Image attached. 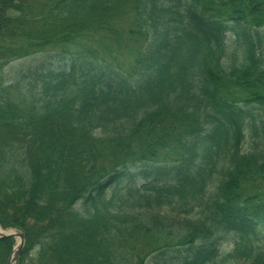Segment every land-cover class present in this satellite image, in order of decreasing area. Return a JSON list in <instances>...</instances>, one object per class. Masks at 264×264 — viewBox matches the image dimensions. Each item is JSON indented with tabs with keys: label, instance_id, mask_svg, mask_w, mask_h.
Segmentation results:
<instances>
[{
	"label": "trees",
	"instance_id": "16d2710c",
	"mask_svg": "<svg viewBox=\"0 0 264 264\" xmlns=\"http://www.w3.org/2000/svg\"><path fill=\"white\" fill-rule=\"evenodd\" d=\"M0 226L15 264H264V0H0Z\"/></svg>",
	"mask_w": 264,
	"mask_h": 264
},
{
	"label": "rangeland",
	"instance_id": "374dc122",
	"mask_svg": "<svg viewBox=\"0 0 264 264\" xmlns=\"http://www.w3.org/2000/svg\"><path fill=\"white\" fill-rule=\"evenodd\" d=\"M46 56H49L50 58L53 59L54 52H46V53H43V54H41V55H36L35 57H37V60H39V59H41L42 57L46 58ZM28 60L31 61L32 58H31V59H27L26 61H28ZM11 68H12L11 65L8 66V67L5 69V73L8 74L9 71H10V73H11ZM249 147H250V146H249L248 144H246V145L244 146L245 149H249ZM0 227H1V226H0ZM1 230H2V232H4V233H8V232H11V233H21L20 231L12 230V229H10V230H5V229H3L2 227H1ZM15 240H16V243L19 244V239L17 238V239H15ZM231 241H232V239H231ZM220 250H221L225 255L230 254V253L232 252V250H233V243L230 242V241H228V242H224V244L221 246ZM152 260H153V257L150 258L149 261H152Z\"/></svg>",
	"mask_w": 264,
	"mask_h": 264
},
{
	"label": "water",
	"instance_id": "95a60500",
	"mask_svg": "<svg viewBox=\"0 0 264 264\" xmlns=\"http://www.w3.org/2000/svg\"><path fill=\"white\" fill-rule=\"evenodd\" d=\"M1 229V227H0ZM0 237H12V238H15V239H19V244L17 245V247L15 248L12 256L9 258L7 264H15L19 258V256L21 255V252L24 248V245H25V237L22 233H11V232H8V233H4V232H1L0 233Z\"/></svg>",
	"mask_w": 264,
	"mask_h": 264
},
{
	"label": "bare ground",
	"instance_id": "6f19581e",
	"mask_svg": "<svg viewBox=\"0 0 264 264\" xmlns=\"http://www.w3.org/2000/svg\"><path fill=\"white\" fill-rule=\"evenodd\" d=\"M2 232V230L0 229V233Z\"/></svg>",
	"mask_w": 264,
	"mask_h": 264
}]
</instances>
